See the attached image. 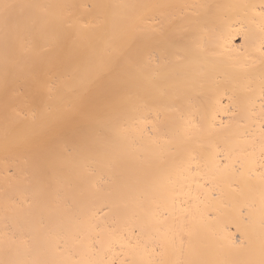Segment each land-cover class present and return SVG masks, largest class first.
Wrapping results in <instances>:
<instances>
[{
    "label": "bare ground",
    "instance_id": "1",
    "mask_svg": "<svg viewBox=\"0 0 264 264\" xmlns=\"http://www.w3.org/2000/svg\"><path fill=\"white\" fill-rule=\"evenodd\" d=\"M0 264H264V0H0Z\"/></svg>",
    "mask_w": 264,
    "mask_h": 264
}]
</instances>
